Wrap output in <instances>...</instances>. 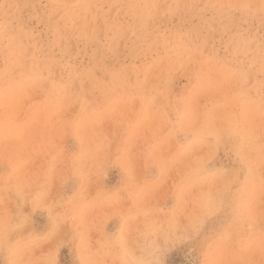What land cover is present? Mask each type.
Masks as SVG:
<instances>
[{
	"label": "rangeland",
	"instance_id": "obj_1",
	"mask_svg": "<svg viewBox=\"0 0 264 264\" xmlns=\"http://www.w3.org/2000/svg\"><path fill=\"white\" fill-rule=\"evenodd\" d=\"M0 264H264V0H0Z\"/></svg>",
	"mask_w": 264,
	"mask_h": 264
}]
</instances>
